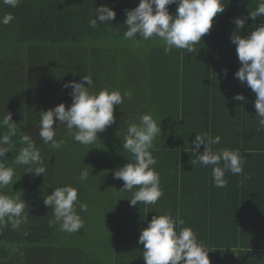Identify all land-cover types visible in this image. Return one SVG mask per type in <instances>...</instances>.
Returning a JSON list of instances; mask_svg holds the SVG:
<instances>
[{"label":"trees","instance_id":"16d2710c","mask_svg":"<svg viewBox=\"0 0 264 264\" xmlns=\"http://www.w3.org/2000/svg\"><path fill=\"white\" fill-rule=\"evenodd\" d=\"M258 2L223 0L225 11L193 53L173 49L168 54L157 40L147 43L139 33L138 42L123 38L125 9L135 8L139 0H21L16 8L0 3V16L15 17L9 25L0 24V121L10 112L17 124L15 147L0 158L14 168L13 181L0 191L21 196L29 205L26 224L15 231L10 224L0 227V264H146L144 246L138 243L141 229L165 213L185 221L177 231L189 227L198 241L216 249L209 251L210 261L264 264V130L257 131L256 94L234 76L241 63L230 40L234 18L247 17ZM101 5L111 7L116 17L91 28L88 21ZM168 8L174 15L176 5ZM261 23L264 15L255 25L249 17L240 32L247 35ZM87 74L93 77V92L119 90L130 97L114 107L115 123L98 133L94 144L75 142L62 125L55 138L64 144L52 149L39 137L40 112L60 103L71 106V89L63 85L81 82ZM237 94L247 102L236 101ZM149 112L161 121L162 133L151 151L163 195L155 205L130 206L126 198L132 193L120 190L124 182L113 172L132 161L121 141L129 123ZM6 132L0 125V135ZM203 132L221 137L214 150L240 149L244 157L243 174L226 172L225 188L213 185L210 167L198 164L199 174L190 176L192 141ZM23 134L40 150L45 175L13 163ZM85 168L89 177L82 182ZM169 181L174 186L167 190ZM64 185L77 188L78 199L88 206L82 212L76 205L84 226L75 233L50 225L53 213L43 202ZM169 191L194 194L196 202H176L166 196Z\"/></svg>","mask_w":264,"mask_h":264},{"label":"clouds","instance_id":"9594fccd","mask_svg":"<svg viewBox=\"0 0 264 264\" xmlns=\"http://www.w3.org/2000/svg\"><path fill=\"white\" fill-rule=\"evenodd\" d=\"M0 3L16 8L21 0H0ZM172 4L176 5L174 15L170 14L168 8ZM224 11L223 0H139L135 8L125 9L126 30L123 38L137 42L139 38L144 41L157 40L163 45L165 54L173 49L193 53L202 37L210 32L214 18ZM262 15L264 0H259L257 7L250 9L247 17L234 18L235 28L230 36L241 63L234 76L256 94L253 106L258 118L257 131L264 130V23L256 26L247 35H242L240 30L245 28L249 17L255 25L257 18ZM115 17L116 12L111 7L101 5L95 8L94 18L88 24L91 28H97L100 24L111 23ZM14 19L11 13H5L0 16V24L9 25ZM223 71L227 75V69ZM93 84V77L88 74L81 78V82L73 80L65 83L63 87L71 89V106L66 107L64 103H60L52 109L40 112L39 137L44 144L50 145L52 149H60L64 140H57L55 137L56 129L63 125L67 135L75 142L84 146L92 145L97 140L98 133L104 132L115 123L114 107L121 106L124 98L130 97V93L124 92L122 95L119 90L110 89L93 92ZM234 99L247 102L243 94L235 95ZM138 121L129 123L126 135L121 140L123 150L131 154L132 161L114 170L113 176L124 182L120 190L132 193L130 198H126L130 206L138 203L155 205L163 191L160 187V175L153 167L157 161L151 149L154 140L162 133L161 121L158 124L150 112L141 114ZM57 122L59 126L54 128L53 125ZM0 125L7 128V132L0 135V158H4L15 147L12 137L17 134V124L12 121V114L8 112ZM18 143L22 146L13 163L27 166L25 172L45 175L47 169L32 137L23 134ZM220 143L219 135L196 133L191 147L195 159L191 163L210 167L213 185L225 188L228 184L226 172L243 174L244 157L240 149L214 150L212 146ZM201 145H204L202 153L198 151ZM14 173L13 167L0 163V189L12 183ZM88 177V169H82L80 181H87ZM244 179L250 177L244 176ZM43 202L53 213L54 218L49 221L50 225L59 224L60 230L67 233H75L84 226L76 205H79L82 212H86L88 206L78 199L77 188L71 185L56 187L51 194L44 196ZM28 208L29 205L21 196H9L0 191V227L10 224L13 231L19 229L22 224L27 223ZM184 223L183 219H174L168 213L152 217L148 226L141 229L138 239V243L144 246L142 256L146 264H211L208 253L216 249H210L198 241L196 233L189 227H179L177 231L178 226ZM231 251L237 253L238 249L231 248Z\"/></svg>","mask_w":264,"mask_h":264},{"label":"crops","instance_id":"0c3cea01","mask_svg":"<svg viewBox=\"0 0 264 264\" xmlns=\"http://www.w3.org/2000/svg\"><path fill=\"white\" fill-rule=\"evenodd\" d=\"M193 160V159H192ZM197 165L198 164H196V165H193V164H191V165H189V166H192L193 167V169L190 171V169H189V171L190 172H193V173H190V176H191V178L193 177V175L194 174H199V170L197 169ZM169 179H170V176H169ZM174 186V184L173 185H171L170 184V181H169V184H168V182H167V190L168 189H170V188H172ZM168 195V197L169 198H171V199H173V200H175L176 202L178 201V200H180V201H183L184 203H187V201L189 200V199H191L192 201H194V202H196V199H195V195L194 194H191V193H185V194H183V195H175V194H173L172 192H166V196ZM211 264H223V262L222 263H220V261L219 260H216V259H212L211 260Z\"/></svg>","mask_w":264,"mask_h":264},{"label":"rangeland","instance_id":"374dc122","mask_svg":"<svg viewBox=\"0 0 264 264\" xmlns=\"http://www.w3.org/2000/svg\"><path fill=\"white\" fill-rule=\"evenodd\" d=\"M148 43V41H146ZM154 43H155V40H154ZM159 45H162V44H159Z\"/></svg>","mask_w":264,"mask_h":264}]
</instances>
